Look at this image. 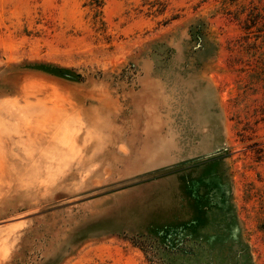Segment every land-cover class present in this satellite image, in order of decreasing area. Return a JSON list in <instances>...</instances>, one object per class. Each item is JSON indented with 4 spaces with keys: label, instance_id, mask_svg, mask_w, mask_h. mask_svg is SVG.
Segmentation results:
<instances>
[{
    "label": "rangeland",
    "instance_id": "374dc122",
    "mask_svg": "<svg viewBox=\"0 0 264 264\" xmlns=\"http://www.w3.org/2000/svg\"><path fill=\"white\" fill-rule=\"evenodd\" d=\"M0 264H264V0H0Z\"/></svg>",
    "mask_w": 264,
    "mask_h": 264
}]
</instances>
